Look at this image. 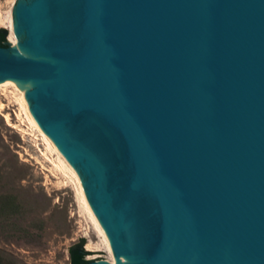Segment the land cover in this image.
<instances>
[{
    "label": "water",
    "instance_id": "obj_1",
    "mask_svg": "<svg viewBox=\"0 0 264 264\" xmlns=\"http://www.w3.org/2000/svg\"><path fill=\"white\" fill-rule=\"evenodd\" d=\"M0 82L112 262L264 264V0H13ZM6 31V39H7Z\"/></svg>",
    "mask_w": 264,
    "mask_h": 264
},
{
    "label": "rangeland",
    "instance_id": "obj_2",
    "mask_svg": "<svg viewBox=\"0 0 264 264\" xmlns=\"http://www.w3.org/2000/svg\"><path fill=\"white\" fill-rule=\"evenodd\" d=\"M12 5L13 0H0V11ZM2 89L0 197L12 196L13 205L6 214L0 200V254L12 264H68V246L81 237L82 248L92 252L86 259L107 260L102 236L87 216L77 181L31 127L24 106L9 93L12 88ZM89 241L101 247L91 251Z\"/></svg>",
    "mask_w": 264,
    "mask_h": 264
},
{
    "label": "bare ground",
    "instance_id": "obj_3",
    "mask_svg": "<svg viewBox=\"0 0 264 264\" xmlns=\"http://www.w3.org/2000/svg\"><path fill=\"white\" fill-rule=\"evenodd\" d=\"M11 12H12V8L10 10H8V11H5V12L4 11H0V26H3V27H5L7 29V31H8V33H7V40L9 41V43H10L11 46L16 47V44H17L18 39H17V37L15 36V34L13 32V23H12V15H11ZM1 88H3L4 90H8V88H12V90H10L9 93L12 94L19 101V103H21V106H24V108H25V104H24V100H23V93H22V91L20 90V88L15 83H12L10 81L0 82V89ZM2 109H4V105L2 103H0V110H2ZM28 120H29V118H28ZM29 123H30L31 127H34L35 128V126L32 124V122L30 120H29ZM48 146H49V144H48ZM60 162L64 165V163L61 160H60ZM80 199H81V195H80ZM81 201H82V199H81ZM82 204H83V202H82ZM83 207H84V205H83ZM102 243H103V247L107 251L103 239H102ZM87 244H88V247L87 248L89 250H91V251H96L97 249H99L101 247L98 243H93L91 241H89V243H87ZM107 253H108V251H107ZM108 255H109V253H108ZM107 260L110 261V262H112V259H111L110 255H109V257H108Z\"/></svg>",
    "mask_w": 264,
    "mask_h": 264
},
{
    "label": "trees",
    "instance_id": "obj_4",
    "mask_svg": "<svg viewBox=\"0 0 264 264\" xmlns=\"http://www.w3.org/2000/svg\"><path fill=\"white\" fill-rule=\"evenodd\" d=\"M5 37H6V30L3 29V28H0V46L2 47H6L7 46V43L5 41ZM0 200H1V209L6 213L8 214L10 211H11V207L13 205V197L10 196V195H3L0 197ZM82 245H83V241L82 243L78 246V252H88L86 250H84L82 248ZM68 252V250H67ZM88 253L86 254H83L82 255V259H86L85 256L87 255ZM68 260H69V252H68ZM0 264H12V262L6 258H4L2 256V254H0ZM69 264V262H68Z\"/></svg>",
    "mask_w": 264,
    "mask_h": 264
}]
</instances>
